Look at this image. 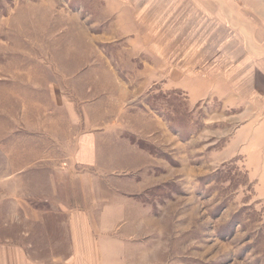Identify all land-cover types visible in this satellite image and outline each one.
<instances>
[{
    "label": "rangeland",
    "instance_id": "1",
    "mask_svg": "<svg viewBox=\"0 0 264 264\" xmlns=\"http://www.w3.org/2000/svg\"><path fill=\"white\" fill-rule=\"evenodd\" d=\"M206 1L220 25H202L209 59L151 77L132 72L104 0H0V244L64 262L70 215L88 207L110 236L107 264H264L263 190L235 147L263 112L264 62L250 58L263 52L255 10L264 0ZM137 60L149 67L144 54ZM111 68L121 85L109 103ZM103 128L122 135L112 147L148 157H135L123 180L135 187L106 201L102 188L125 178L124 158L100 159L117 169L111 179L74 159L78 135Z\"/></svg>",
    "mask_w": 264,
    "mask_h": 264
},
{
    "label": "crops",
    "instance_id": "2",
    "mask_svg": "<svg viewBox=\"0 0 264 264\" xmlns=\"http://www.w3.org/2000/svg\"><path fill=\"white\" fill-rule=\"evenodd\" d=\"M206 5V0H104L103 11L110 15L108 19L111 20L114 29H117V36H114V41L132 56L130 62L135 60L134 62L138 64L132 65L131 68L134 69L132 72L136 73L137 67L141 74L151 77L159 75L174 77V61H193V69H195L199 64L201 65L209 59L210 54L207 55L206 51V26L202 25H207L208 21L217 25L215 27L220 25L210 14L212 12L209 13ZM255 11L259 14L257 18L263 22L264 26V7L260 6ZM179 28L182 30L180 33L177 32ZM163 29H166V32L161 33ZM163 35L164 37H162ZM252 39L255 40L256 38L253 37ZM256 40L260 41V39ZM261 41L264 43V35H262ZM176 44H182L183 48L176 50ZM262 50L263 52L260 55L257 54L259 56H255L256 58L249 57L250 61L261 60L264 62V46ZM219 51V48L215 49L212 55L220 54ZM251 53L254 54V52ZM143 54L145 60H149L148 68L140 67L138 63L137 58ZM142 60L140 59V61ZM160 66H166V69L160 71ZM250 66L246 69H249ZM165 71L170 72L166 73ZM95 72L96 70L88 71L87 75L93 76ZM118 72V69L111 68L102 73L111 77L106 88L109 91L105 92L110 94L106 96V101L109 103L114 102L111 95L120 89L119 85L121 84L117 79ZM121 88L123 89L122 86ZM232 89L234 88L232 87ZM126 90L128 89L126 88ZM261 103L263 109L261 118L255 123L257 120L253 117L254 120L252 119L251 122L244 125L245 128L238 134V139L241 142L238 143L237 140L235 147L237 146L236 151H238V144L245 142L240 144L242 146L240 152H246L247 170L259 181V188L263 190L264 197V99ZM89 109L87 114L94 108ZM119 116L114 120L112 119L111 123H116L115 120L120 122ZM77 118H79L78 115ZM103 129V131L84 132L78 135L75 141L74 159L79 167L93 173L106 174L111 179L117 176L115 175L118 172L117 169L115 167L112 169L109 164H106V170L103 169L100 165V159L106 155V162L109 163L112 156L124 158L126 169L122 172L125 174L123 175L125 178L120 179L121 185L112 188L107 184L106 187L102 188L101 200L106 201L110 195L119 191L118 189H122L123 184L128 191L135 187L133 183L123 180L131 179L126 174L135 169V157H146V159L148 157L145 156L143 150L130 147L124 148L125 150L120 152L119 148L112 147V142L119 140L122 135L113 130L110 131L112 128ZM97 217L94 210L88 207L72 211L69 218L71 255L66 261L55 264L109 263L104 254L108 250L107 241L110 236L102 232L103 227L98 223V220H103V216L98 217L99 219ZM0 264L46 263L28 258V249L22 245L0 244Z\"/></svg>",
    "mask_w": 264,
    "mask_h": 264
}]
</instances>
